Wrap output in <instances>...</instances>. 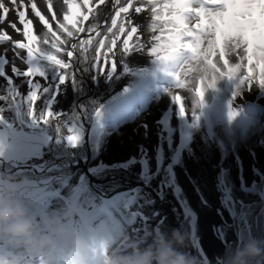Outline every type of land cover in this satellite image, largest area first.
Masks as SVG:
<instances>
[{
    "label": "rangeland",
    "instance_id": "obj_1",
    "mask_svg": "<svg viewBox=\"0 0 264 264\" xmlns=\"http://www.w3.org/2000/svg\"><path fill=\"white\" fill-rule=\"evenodd\" d=\"M2 2L10 11L7 20L0 23V31H6L12 39L0 42V165L5 167L4 172H11L12 175H5L0 170V177L16 181L26 178L30 183L26 186L24 198L34 211H62L66 205L73 204L79 209V215L74 219L77 225L83 218H96L98 222L94 226L104 225L111 229V233L122 234L126 230L130 232L131 228L124 227L120 217L136 214V223L143 225L138 234L139 245H143L157 230L144 224L146 220L142 218H147L146 215L165 212L167 207L179 210L175 218L177 226L170 221L171 226L166 230L170 233L177 228L185 230L179 221L180 216H190L191 209L199 208L204 213H196L193 230L198 232L197 240L203 236L206 245L212 239L210 232L217 236L220 230L226 231L217 251V264H224L225 258L246 238L264 240V207H261L254 224V215L260 210L256 205L260 203L259 198L239 195L246 204L253 203L238 217L242 224L231 221L227 212L222 214L217 209L222 204L220 197L224 198L223 176L232 186L230 191H239V177L243 180L250 166L254 169L257 167L253 165L264 166V113H261L264 110L254 106V103H259L252 99V93H258L260 70L254 61L251 65L252 86H248L247 80L245 84L240 82L239 79L249 75L250 67L244 46L229 51L223 59L217 49L216 55L209 58L217 65L218 71L208 68L203 59L199 62L192 60L191 54L187 60L182 54L175 60L162 62L151 54V49L159 47L161 51L158 55H164L162 48L167 43L170 25L155 21L152 6L145 0H133V7L143 6L145 12L127 14L139 29L130 45H139L142 50L127 53L123 51V40L127 34H120L118 28L108 32L116 8L112 0L99 7L98 0H92L94 11L89 21L81 25L85 32L78 33L68 25L74 33L72 37L59 28L67 12L63 0H51L53 11L57 14L55 21L47 9L48 0H35L52 23L53 30L64 41L58 44L61 50L57 51L52 47L51 34L30 8L32 0H24L27 18L33 21V32L38 37L34 47L40 51L32 55V62H23L22 55L27 50L13 48L17 41L27 43L22 35L23 25L18 23L17 11L13 10L10 0ZM76 2L81 4L83 11H87L82 0ZM170 2L157 0L161 15H164L163 4ZM124 3L126 0H121V5ZM16 7H19V0ZM124 19L125 14H122L118 25ZM11 23H15L19 31L12 29L9 26ZM195 23L193 18L189 26ZM93 26L99 36L88 32V28ZM114 33L119 39L113 53H108ZM73 38L78 40L74 51L79 54L90 79L86 83L81 81L78 68L74 67V55L71 58L67 56L70 51L68 44ZM89 38L92 44L86 46L87 52H84L80 41ZM189 39L184 37V41ZM209 39L214 37L205 38L202 49L207 48ZM100 40L105 42L103 49H100ZM97 50L100 51L99 64L96 61ZM105 53L108 55L105 56ZM18 55L22 56L19 57L21 62L16 63ZM48 55L69 63L70 67L61 69L48 60ZM224 59L228 60L227 66ZM113 60L117 65L115 71L111 70ZM236 64L240 68L234 77L229 78L226 76L228 68ZM28 71H33V76L25 75ZM62 76H67L63 83L60 82ZM214 77L213 86L208 87ZM178 82L183 87H179ZM84 85L94 87L91 95L84 92ZM197 88L204 90L202 98L196 95ZM33 92L39 97L35 104L31 100ZM175 96L181 98L179 103H175ZM88 97L91 102L97 97L98 121L90 124L85 118L87 123L81 124L79 111L85 116L84 107L88 104L84 105V101ZM245 100L254 101L245 105L249 108L247 112L240 108ZM180 103L184 105L183 114ZM49 112L51 116H48ZM69 136L76 139L70 140ZM52 158V162L68 160L74 167L73 173H60L59 177L46 173L47 159ZM22 167H30L37 174L19 170ZM100 172L101 176H117L119 185L131 181L134 184L137 180L126 176L138 174L142 184L139 200L124 205L123 201L113 203L110 199L115 189L110 188L109 183H105L109 186L106 188L104 184L94 182L102 179L98 178ZM259 177H264L262 170ZM256 181L260 185V179ZM161 207L165 209L160 210ZM226 210L229 213L230 205L226 206ZM80 228L85 230L83 226ZM235 229L239 230L238 235ZM206 231L209 235H205ZM205 251L210 256V250L206 248ZM193 256L198 258L197 254ZM258 264H264V261Z\"/></svg>",
    "mask_w": 264,
    "mask_h": 264
},
{
    "label": "snow or ice",
    "instance_id": "obj_2",
    "mask_svg": "<svg viewBox=\"0 0 264 264\" xmlns=\"http://www.w3.org/2000/svg\"><path fill=\"white\" fill-rule=\"evenodd\" d=\"M145 2L151 5V12L155 21H163L165 26L170 25L169 35L167 43L163 46L162 50L164 55H158L161 51L159 47L151 49V54L156 56L162 62L175 60L182 54L185 60L190 58L199 62L201 59L206 61V65L213 71H218L217 65L212 62L210 56L216 55V50L219 49V56L223 59L229 51H235L244 46L243 50L246 53V59L248 65L249 75L245 78L239 79L242 84H245V80L249 82L248 86L251 87L252 72L251 65L255 63L260 70L259 84L264 86V0H171L170 3H164L162 11L164 15L160 14V5L157 0H145ZM13 10L17 11L19 23L23 25V37L27 41L15 42L13 48L27 50L29 56L34 55L40 49L34 47L38 43V37L33 32V21L28 19L27 6L24 4V0H19V7L17 8V0H10ZM63 3L67 6V12L63 15L64 23H59V28L67 34L68 37L74 35L73 31L69 30L68 25L71 26L78 33L85 32L83 25L84 22L89 21L90 14L94 9L92 6V0H82L83 7L87 11L82 10L80 3L76 0H63ZM107 3V0H98L97 7ZM113 5L116 6L114 17L111 19V27L108 28V32H112L113 29L118 28L120 34H127V38L123 40V51L125 53L141 49L139 45L133 47L130 45V41L137 35L139 29L134 25V21L127 14L134 11L136 14H141L146 11L143 6L133 7V0H126V3L121 5V0H112ZM197 5V6H194ZM208 5L214 6L209 7ZM30 8L34 15L39 18V21L47 29L48 33L53 38L52 47L57 51L61 49L58 44H63L60 36L53 30V25L49 19L38 8L35 0L30 3ZM47 9L51 13V19L57 20V14L53 11V4L51 0H48ZM9 7L6 6L2 0H0V23L7 20L9 14ZM122 14H125V19L118 25V20L121 19ZM196 20V23L189 26V21ZM12 29L19 31L15 23L9 25ZM126 26L130 28L126 29ZM89 33H95L97 36L100 33L96 27L88 28ZM114 38L111 40V47L108 48V53H113L116 48L117 40L119 36L115 33ZM208 36H213L214 39L208 40V46L206 49H202L204 39ZM184 37H189L188 41H184ZM12 37L6 31H0V42L11 41ZM107 39V37H105ZM139 39V37H137ZM159 39V37H155ZM44 43L47 44L48 40L45 39ZM92 44V39L80 41V47L84 52H87L88 45ZM100 49L105 47L104 40L99 41ZM73 49L76 45H72ZM142 50V49H141ZM105 53V56L108 55ZM67 56L71 58L73 56L72 51L67 52ZM48 60L58 65L61 69H67L70 67L69 63H65L63 60L58 59L54 55H48ZM100 51L97 50L96 61L99 64ZM107 63V60L105 61ZM224 65H228V60L224 59ZM116 62L113 60L111 63V70H116ZM240 68L239 64L228 68L226 76L229 78L234 77L235 72ZM33 71H28L25 75L33 76ZM222 75H224L222 73ZM67 79V76H62L60 82L63 83ZM213 82L208 87L213 86ZM179 87H183L178 82ZM196 95L203 97L204 90L202 88L196 89ZM39 99L36 92L32 93L31 100L33 104ZM181 98L179 96L174 97L175 103H179ZM181 114L184 113V105L180 103ZM52 113L49 112L48 116ZM70 140H75L76 137L69 136Z\"/></svg>",
    "mask_w": 264,
    "mask_h": 264
},
{
    "label": "clouds",
    "instance_id": "obj_3",
    "mask_svg": "<svg viewBox=\"0 0 264 264\" xmlns=\"http://www.w3.org/2000/svg\"><path fill=\"white\" fill-rule=\"evenodd\" d=\"M30 182L0 177V264H200L188 254L189 233L163 228L143 245L125 244L122 233L83 230L74 223L79 209L37 213L26 202ZM264 261V240L246 238L224 264Z\"/></svg>",
    "mask_w": 264,
    "mask_h": 264
},
{
    "label": "flooded vegetation",
    "instance_id": "obj_4",
    "mask_svg": "<svg viewBox=\"0 0 264 264\" xmlns=\"http://www.w3.org/2000/svg\"><path fill=\"white\" fill-rule=\"evenodd\" d=\"M19 23V21H18ZM20 24V23H19ZM72 39V38H71ZM77 39L71 40V42L68 44L69 45V49L70 51L73 52V55L75 57V64L74 67L78 68L79 71V77L81 79V81L83 82H88L89 76L88 74L85 72V69H83V62H81L79 54L76 53L72 47V45L76 44L77 47ZM20 55V54H19ZM17 56V60H15L16 63L21 62L19 61V57H22L23 62H32V56H29L28 53L22 55V56ZM18 81V80H17ZM16 81V82H17ZM87 85H84V92H87L88 95H91L93 93V89L94 87H91L88 85V87H86ZM257 92L258 93H252V99L256 100V102L258 101L259 104H255L254 106L260 107L264 110V100H261V98L264 96V90H261V85H257ZM96 98H94V101L91 102L90 101V97H88L87 100L84 101V105L88 104V107H84V115H82V111H79L80 108L78 109V104H77V111H79V114L81 116L78 117L81 121V124H85L87 123L85 118H88L90 124H92L95 121H98V114H97V109H96ZM253 100H245L240 106V108L246 110H249V108H245V105L249 102H254ZM260 100L262 102H260ZM253 105V104H252ZM253 107V106H252ZM259 113V112H258ZM262 114L264 112H261ZM260 113V114H261ZM84 134V133H83ZM52 157V156H50ZM52 159H47L46 165H48V167H45L48 174L51 175H55L59 177L60 173H66L67 175H70L73 173V165H71L69 163L68 160H66L67 162H61V161H54L52 162ZM55 160V159H54ZM51 161V163L49 162ZM49 163V164H48ZM51 164V165H50ZM50 165V166H49ZM256 166L257 169L252 168V166H250L247 170L243 169V171H245V177L243 178V180L241 179V177H239V182H240V188L241 190L239 191H230L232 190V186L231 184L226 180V177L223 176V180H222V188H224L223 195L224 198L222 199L220 197V199L222 200V204L220 206H218V210H220L223 213L227 212L228 218H230L231 221L235 220L238 222V224H242L241 220H238V217L240 215H242L243 211H248V207H250L252 204H246L241 198H239L240 194H244L247 196H255L257 198H259V202L258 205L260 210L254 215V224H256L257 222V217L258 215L261 213L262 208L264 207V177H259V174L261 172V170L264 172V166L259 167L258 165H253ZM259 168V169H258ZM5 167L3 165H0V170L3 174L5 175H12L11 172H4ZM37 174V173H34ZM101 172L99 173V177H101L102 179L100 180H95L94 182L96 184H104V187H109L107 186L105 183H109L110 184V188L115 189L112 193L113 198H111L110 200H113L112 202L115 203H119L123 201V205L124 204H131L130 202L133 200H139V194L141 193L139 191L140 186L142 188V184H141V179L139 178V175L137 174L136 176L132 175V174H127V178L128 179H136L137 181L134 182V184L131 182H128L127 184L121 183L122 185H119V181H118V177L117 176H106V175H102L101 176ZM238 176V175H237ZM257 179H260V185L258 184V182L256 181ZM133 184V185H132ZM148 190V189H147ZM127 194V195H126ZM144 194V193H143ZM155 195V194H154ZM110 198V197H109ZM109 200V199H108ZM115 201V202H114ZM225 201V204H224ZM109 202V203H112ZM230 205V211L228 213V211L226 210V206ZM167 207V206H165ZM165 207H161L159 208L160 210L165 209ZM190 211V209H188ZM193 211V212H191ZM191 215H185L182 214L179 218V221L182 223V226L184 227V229L189 233V237H188V241H187V247L185 248V250L187 251L188 254L193 255V254H197L198 255V259L200 260V264H217V261H219V258L217 257V251L219 250V247L221 246V237L226 235V231L224 229L220 230L219 233L217 234V236L210 232V236H211V241L208 242L207 240V244L204 245V239L203 236L198 238V240L196 239V237L198 236V232H195L193 230V225H194V221L196 218V213L199 212L204 213V211H202V209H191ZM162 212L164 211H156L155 213H151L150 216L146 215L147 218H142L144 221L146 220V222H144V224L146 226H148L150 229L153 230H158L160 228H163L164 230L169 229V227L171 226L170 221H172L173 226H177V224L175 223V218L176 215H179L178 212L179 210H170L167 207V210L164 212L165 214H162ZM181 212V211H180ZM162 214V216H160L158 219H155V217H157V215ZM141 215V214H140ZM152 215V217H151ZM212 216V214L210 215ZM121 218V223H124L123 226L126 228H131L130 232H128L127 230L124 231L123 236L127 237V240L121 241L122 246L125 244H140L139 243V232L142 230L140 227H142L143 225L140 223H136L138 221V219H136V214L133 215H123ZM98 219H89V218H83L81 219V224L77 226L81 227H85V230H88L87 227L93 226L94 229L101 231V232H110L111 229H109V227L106 226H102V227H98V226H94L95 222ZM151 220H154L152 223H150ZM240 221V222H239ZM75 223V220H74ZM144 225V226H145ZM180 229V228H177ZM237 231V235L239 233V230H234ZM123 232V231H122ZM207 232V231H206ZM205 235H209V232H207ZM209 249L211 254L210 256L208 255V253H206L205 249Z\"/></svg>",
    "mask_w": 264,
    "mask_h": 264
},
{
    "label": "water",
    "instance_id": "obj_5",
    "mask_svg": "<svg viewBox=\"0 0 264 264\" xmlns=\"http://www.w3.org/2000/svg\"><path fill=\"white\" fill-rule=\"evenodd\" d=\"M85 147L87 148V143H86V145H85ZM89 162V159L87 160V163ZM19 170H22V171H32V172H34V173H37V171L36 170H34V169H32V168H30V167H25V168H19Z\"/></svg>",
    "mask_w": 264,
    "mask_h": 264
},
{
    "label": "bare ground",
    "instance_id": "obj_6",
    "mask_svg": "<svg viewBox=\"0 0 264 264\" xmlns=\"http://www.w3.org/2000/svg\"><path fill=\"white\" fill-rule=\"evenodd\" d=\"M1 80V79H0ZM178 84V83H177ZM175 87H177V86H175ZM84 162V161H83ZM87 169V168H86ZM127 195V194H126ZM115 202V201H114Z\"/></svg>",
    "mask_w": 264,
    "mask_h": 264
},
{
    "label": "crops",
    "instance_id": "obj_7",
    "mask_svg": "<svg viewBox=\"0 0 264 264\" xmlns=\"http://www.w3.org/2000/svg\"><path fill=\"white\" fill-rule=\"evenodd\" d=\"M143 3V2H142Z\"/></svg>",
    "mask_w": 264,
    "mask_h": 264
}]
</instances>
